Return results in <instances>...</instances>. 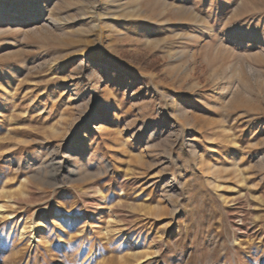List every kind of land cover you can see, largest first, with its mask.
<instances>
[{"label":"rangeland","instance_id":"obj_1","mask_svg":"<svg viewBox=\"0 0 264 264\" xmlns=\"http://www.w3.org/2000/svg\"><path fill=\"white\" fill-rule=\"evenodd\" d=\"M0 264H264V0H0Z\"/></svg>","mask_w":264,"mask_h":264}]
</instances>
